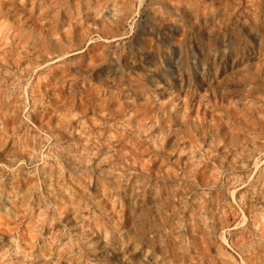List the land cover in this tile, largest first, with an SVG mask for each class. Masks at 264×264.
Wrapping results in <instances>:
<instances>
[{
  "label": "rangeland",
  "instance_id": "374dc122",
  "mask_svg": "<svg viewBox=\"0 0 264 264\" xmlns=\"http://www.w3.org/2000/svg\"><path fill=\"white\" fill-rule=\"evenodd\" d=\"M0 264H264V0H0Z\"/></svg>",
  "mask_w": 264,
  "mask_h": 264
},
{
  "label": "bare ground",
  "instance_id": "6f19581e",
  "mask_svg": "<svg viewBox=\"0 0 264 264\" xmlns=\"http://www.w3.org/2000/svg\"><path fill=\"white\" fill-rule=\"evenodd\" d=\"M116 143V142H115ZM110 146V145H109ZM111 147V146H110ZM114 147V146H113ZM109 149V148H108ZM130 174V173H129ZM179 190V189H178ZM193 191V190H192ZM169 195V194H168ZM177 195V194H176ZM186 195V194H185ZM171 197V196H170ZM173 197V196H172ZM179 197V196H178ZM177 200V199H176ZM186 200V199H185ZM187 203V202H186ZM166 211V210H165ZM179 214V213H178ZM155 231V230H154ZM171 235V234H170Z\"/></svg>",
  "mask_w": 264,
  "mask_h": 264
}]
</instances>
